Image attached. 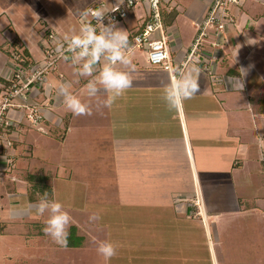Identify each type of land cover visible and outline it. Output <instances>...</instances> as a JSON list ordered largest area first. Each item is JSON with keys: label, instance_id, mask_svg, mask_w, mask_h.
I'll use <instances>...</instances> for the list:
<instances>
[{"label": "crops", "instance_id": "1", "mask_svg": "<svg viewBox=\"0 0 264 264\" xmlns=\"http://www.w3.org/2000/svg\"><path fill=\"white\" fill-rule=\"evenodd\" d=\"M114 1L101 2L110 5ZM212 1L161 0L163 30L174 67L187 60ZM232 11L234 21L226 22L222 30L208 28L194 56L187 60L182 72L191 67L200 70L199 91L175 109L170 110L162 96L172 80L169 71L148 63L145 49L132 43V36L147 17L143 2L115 23L127 31L131 57L130 64L116 67L129 74L132 85L111 108L103 105L107 97L101 86L97 85L95 97L87 95V83L98 79L107 62L103 58L90 77L77 76L75 80L65 76L67 70H47L43 79L25 90L26 101L43 112L46 127L55 111L66 110L61 84L69 85L68 91L82 102L92 101L93 109L104 112L105 121L95 120V124L102 128L117 166L119 187L112 201L115 207H123L122 213L128 212L112 219L115 224H131L115 227L110 241L128 264H173L180 248L178 251L188 254L189 264H201L198 251L203 253L204 248H198V231L205 243L207 239L211 257L214 236L220 239L216 225L220 217L253 223L264 217V159H260L258 145L264 137V3L242 0ZM60 21L53 20L52 25L55 34L63 38L68 26ZM40 43L41 47L36 41L30 47L31 66L44 61V40ZM32 46H37L35 54ZM239 82L242 89H238ZM67 112L66 119L71 117ZM20 114L10 111L16 118L14 125L1 128L5 142L9 141L5 148L9 158L22 157L21 150L26 151L23 142L27 141H18L21 133L27 134L24 128L17 132L24 118ZM81 123L84 126L85 121ZM3 161L0 155V166ZM256 189L261 193H252ZM131 208L137 212L130 214Z\"/></svg>", "mask_w": 264, "mask_h": 264}, {"label": "rangeland", "instance_id": "2", "mask_svg": "<svg viewBox=\"0 0 264 264\" xmlns=\"http://www.w3.org/2000/svg\"><path fill=\"white\" fill-rule=\"evenodd\" d=\"M101 1L0 0V45L14 56L23 53L24 47L30 50L35 41L40 46L48 33L56 30L53 20H61L64 27L68 26V33L73 29L78 32L80 13L87 12L89 5L99 6ZM18 66L15 59L0 48V75L11 78ZM74 68L71 59L61 58L56 67L51 66L48 71L67 70L65 76L76 80ZM262 87L264 90V85ZM86 104L91 115L71 113L66 119L64 114L69 111L66 107L67 111L53 113L48 127L44 117L36 123L24 117L20 123L17 132L24 128L27 134L21 133L18 141H27L23 142L26 151L21 150L19 158L11 155V160L5 159L0 166V264H128L125 256L116 254L105 261L96 251L97 242L110 241L115 227L126 228L131 224L113 222V216L128 212L122 213L123 207H115L112 201L119 187L114 169L117 166L114 155L108 152L109 144L104 140L102 128L95 124V120L105 121L106 116L93 109L92 101ZM82 121H85L84 126ZM30 174L34 177L30 178ZM256 190L252 193H261ZM45 194L49 200L59 201L72 217L66 246L55 243L44 232L49 214L40 215L37 205ZM134 210L131 208L130 214L137 212ZM94 213L99 214L100 219L89 221ZM195 214L199 215L200 210ZM216 225L220 239L214 236L211 257L207 255V239L205 243V237L198 231V248H204L205 252L198 251L201 264H264V217L255 223L249 219L230 222L220 217ZM176 238L179 240L178 235ZM180 240L183 241V237ZM178 250L173 264H189L188 254Z\"/></svg>", "mask_w": 264, "mask_h": 264}, {"label": "clouds", "instance_id": "3", "mask_svg": "<svg viewBox=\"0 0 264 264\" xmlns=\"http://www.w3.org/2000/svg\"><path fill=\"white\" fill-rule=\"evenodd\" d=\"M122 0H118V4ZM264 3V0H259ZM118 6V5H117ZM113 11H116V7ZM93 18L99 24V30L93 23L87 19L88 13L82 14L78 32L73 29L71 34H64L63 44L66 45L65 51L74 53L71 57L73 65H80L74 68V74L79 76H92L94 66L103 59L107 62L103 64L98 74V79L87 83V95L95 97L101 86L106 93V99L103 101L105 107L111 108L117 98L121 97L132 85V79L126 71L117 68V65L127 66L131 63L129 55L130 46L127 31L116 26L115 22L109 21L107 25L103 24L106 15L105 10L97 9L92 13ZM63 56V53H61ZM64 59L68 57L63 56ZM82 62V63H81ZM243 74L244 70L241 69ZM199 69L191 67L178 72L173 69L174 78L163 88L162 96L170 110L177 108L185 100L193 98L199 91L198 75ZM69 85L61 84L59 91L63 96V102L67 109L75 116L91 115V109L88 104L82 102L79 98L68 91ZM243 88V83L239 82L238 89ZM260 159H264V137L259 138ZM246 151L247 147L242 146ZM37 211L40 215L48 213L46 235L61 246L67 245L68 229L72 222V217L64 210L63 205L56 200H49L45 194L37 205ZM100 219L99 214L94 213L89 217V221ZM97 253L105 261L111 260L117 254V246L111 241L97 242Z\"/></svg>", "mask_w": 264, "mask_h": 264}, {"label": "built area", "instance_id": "4", "mask_svg": "<svg viewBox=\"0 0 264 264\" xmlns=\"http://www.w3.org/2000/svg\"><path fill=\"white\" fill-rule=\"evenodd\" d=\"M241 1L242 0L212 1L206 16L199 25V32L192 42L187 60L194 56L196 47L208 28L222 30L226 22L234 21L232 8L239 5ZM140 2L147 4V17L141 29L132 36V43L145 49L148 63L152 65H159L168 70L171 78L173 79V69L175 68L181 73L187 60L181 61L175 67L173 65L172 57L168 50L166 36L163 30L161 0H122L119 4L118 0H116L110 5H107L104 2H101L99 6L89 5L87 7V19L90 20L99 30V24L92 15V13L97 9L105 10L106 15L102 22L107 25L110 20L116 23L127 17L131 10ZM115 7L116 11H113ZM155 32H159V34L154 35ZM63 43V38L58 37L55 32L48 33L46 40H44L43 63L39 66H32L26 69L18 66V69L15 72L17 79L13 82L10 87L11 89L8 91L5 90L0 95V127L14 125V119L16 118H13V116L10 115V111L12 110L23 113V116L33 123L39 122L43 119L44 115L42 114L40 107H38L35 103H28L26 101L27 96L25 90L29 88L31 83L43 79L44 73L51 66L56 67L57 61L60 58H63V56L72 57L74 55V53L65 51L66 45H64L63 48L60 47ZM61 53H63V56ZM8 143L9 141L6 140L5 142L2 137L0 129V155L3 159H8V161H10V158L6 152H4ZM0 174H2L1 171Z\"/></svg>", "mask_w": 264, "mask_h": 264}, {"label": "trees", "instance_id": "5", "mask_svg": "<svg viewBox=\"0 0 264 264\" xmlns=\"http://www.w3.org/2000/svg\"><path fill=\"white\" fill-rule=\"evenodd\" d=\"M13 44L16 45L15 43H13ZM0 48H1L2 51H4L6 54H8V56L13 57L15 59V61L18 63V65L21 68H23V69L28 68L34 62L33 58L30 55L29 50L27 49V47H24L23 48V53L18 52V55L17 56L12 55V52H10L8 50V48L6 49L4 47V45L3 46L0 45ZM16 79H17V77L15 76V74H12V77L11 78H9V77L7 78V77H4V76L0 75V82L3 84V86L0 87V90L2 88H6V87H9L10 88L12 86L13 82ZM29 177L30 178H33L34 177V174H30Z\"/></svg>", "mask_w": 264, "mask_h": 264}]
</instances>
